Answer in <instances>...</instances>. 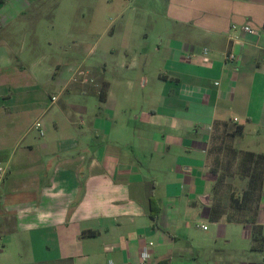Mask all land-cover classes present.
<instances>
[{
  "label": "crops",
  "instance_id": "obj_1",
  "mask_svg": "<svg viewBox=\"0 0 264 264\" xmlns=\"http://www.w3.org/2000/svg\"><path fill=\"white\" fill-rule=\"evenodd\" d=\"M67 1L105 36L119 23L115 60H64L76 35L48 17L64 0H0V264H143L150 241L146 264H264V187L262 241L201 221L213 133L242 125L236 148L264 153V0Z\"/></svg>",
  "mask_w": 264,
  "mask_h": 264
},
{
  "label": "rangeland",
  "instance_id": "obj_2",
  "mask_svg": "<svg viewBox=\"0 0 264 264\" xmlns=\"http://www.w3.org/2000/svg\"><path fill=\"white\" fill-rule=\"evenodd\" d=\"M66 1V2H65ZM78 1H84V0H78ZM120 2L123 5V9L126 10V12H130L129 4H131L130 0H120ZM149 3H154L153 0H144V4L146 5V8L149 7ZM67 0H64V3L62 4V7L58 10L52 11L51 15L48 16L51 20H55L58 27L57 31H59L60 36L62 37L63 34L68 31V33L76 35V42L73 40H61V45L65 44L66 51L61 52L62 57L64 60H70L71 62L80 63L82 61H85L86 63L90 60L92 56H94L95 49L98 51L99 54H102L105 52L107 47L114 46L117 48V51H115L114 54H109L108 60H115L117 58L118 52L121 51V45H122V33L119 32V23H116L117 25L114 26V32L115 35L112 36L111 34H107L108 36H105V29L107 28V21L105 18L103 19H95V13L94 12H100V11H92L89 9H85L84 6H82L81 9H72L71 5H69ZM107 14H109V20L113 17L112 11H106ZM145 15V14H144ZM144 15L141 16L144 17ZM146 17H148L146 15ZM114 19V17H113ZM112 26H110L111 28ZM93 31L95 33V37H93L90 32ZM71 38H74L73 36ZM57 41H55L54 46L58 44ZM62 42V43H61ZM95 46L96 48L92 50V47ZM56 51V48L52 49ZM69 56V57H68ZM66 58V59H65ZM82 77V76H81ZM80 77V78H81ZM81 79H85L82 77ZM89 79V78H88ZM86 83L92 84L91 86L95 87V84L100 85L101 81L95 76V81L91 83L90 81H87ZM223 127H220L218 131L216 132V136L214 141L210 143V151L212 153L209 155V161H210V167L215 164L216 158L220 156L222 165L220 166V172L219 175L223 177V181H220L218 183V175L214 174L216 177V181H214V184L211 186L210 193L212 197V202L214 198L216 197V194L214 193V189H217V197L219 195L226 194L225 198H228L227 188L229 184H239L240 186L245 187L246 181H244L242 178H239V176H235L234 178H229V174L232 173L236 169V162L234 160V156L231 154V152L224 148V146L228 144H232L234 147L235 140H231L229 138L223 137ZM219 148L223 149L221 152H219ZM238 149V148H237ZM211 170V169H210ZM217 184V187L215 186ZM204 223L208 225L209 231L213 229V226L211 224V219H201Z\"/></svg>",
  "mask_w": 264,
  "mask_h": 264
},
{
  "label": "trees",
  "instance_id": "obj_3",
  "mask_svg": "<svg viewBox=\"0 0 264 264\" xmlns=\"http://www.w3.org/2000/svg\"><path fill=\"white\" fill-rule=\"evenodd\" d=\"M100 100L104 101L107 97V83H102L98 89ZM223 127V137L231 140L240 137L244 132L242 125L225 123L221 125ZM220 128V127H219ZM218 128V129H219ZM216 130V132L218 131ZM216 132L212 135L214 141ZM211 140V142H212ZM234 156L236 162V169L230 173L229 178L239 176L245 183V187L239 184L231 183L227 188L228 198L224 195L217 197V189H214L216 197L214 198L210 208L211 221H222L233 223L252 224L254 226V240L262 241V229L257 224V217L260 208V201L262 199L263 187H264V153H256L253 151H243L234 147L232 144L224 146ZM223 149L219 148V152ZM212 153L210 148L208 149V156ZM222 161L220 156L216 158L215 164L211 166V171L218 175V183L223 181V177L219 175L220 166ZM217 187V184L215 185ZM152 206L155 203L152 197ZM154 217H156L154 215Z\"/></svg>",
  "mask_w": 264,
  "mask_h": 264
},
{
  "label": "built area",
  "instance_id": "obj_4",
  "mask_svg": "<svg viewBox=\"0 0 264 264\" xmlns=\"http://www.w3.org/2000/svg\"><path fill=\"white\" fill-rule=\"evenodd\" d=\"M243 29L247 32H250V33H257L256 29L252 28L251 26H244ZM238 43V40H234V45H236ZM210 52V50L208 48H205L204 49V53L205 54H208ZM225 59L226 60H230V61H236V59H238V56H237V52L235 50H230L228 51L226 54H225ZM35 127L39 130L40 134L43 135L44 132H45V128H44V124L42 121L38 120L36 121L35 123ZM5 168L0 166V181H2L5 177ZM203 227L206 229L207 226L206 225H203ZM154 246V242L150 241L148 244H146L142 251H141V255H140V258H141V262L143 264H146L150 259H151V248ZM109 264H113V261H109Z\"/></svg>",
  "mask_w": 264,
  "mask_h": 264
}]
</instances>
